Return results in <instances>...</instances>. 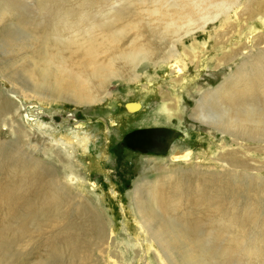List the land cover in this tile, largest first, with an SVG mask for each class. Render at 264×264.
I'll return each mask as SVG.
<instances>
[{
  "label": "rangeland",
  "instance_id": "1",
  "mask_svg": "<svg viewBox=\"0 0 264 264\" xmlns=\"http://www.w3.org/2000/svg\"><path fill=\"white\" fill-rule=\"evenodd\" d=\"M2 1L12 4L14 12L25 17L29 26L19 23L15 16H0V98H5L4 107L10 106L13 114V128H0V142L13 144L19 140L21 149L43 164V181L47 180L49 164L55 169L54 178L60 186L73 188L74 194H81L102 216L106 238L98 243L90 264H168L156 246L149 241L143 242L144 237L138 233L135 218L129 212L133 187L137 183L154 181L158 175L171 174L178 179L184 173L222 172L221 149L231 150L232 144L228 137L193 120L192 110L200 95L222 85L243 57L264 49V21L259 22L260 28L250 35L252 24L243 15L244 1L241 0L238 13L227 15L229 20L221 14L216 22L208 23L203 32H196L195 22L191 28L196 29L193 34L175 43L176 35L169 34L162 39L166 20L162 14L166 9L173 14L176 9L164 7L162 10L156 4L148 5V10L137 11L138 29L122 40L120 49L101 57L104 63L111 60L115 63L122 71L123 80L107 82L98 96L101 102L75 106L72 102L53 101L46 94L37 95L28 87L38 84L42 71L46 70L38 66L40 58L30 49L32 46L34 50L39 48L31 40V33L34 23L43 20L36 0H0V13ZM69 2L78 4L79 0ZM207 12L213 11L207 9ZM261 17L264 18V12ZM248 37L251 43L245 47ZM220 39L224 44L219 47L224 45L228 49L223 52L226 55L233 50L248 52L238 55L235 63L220 66L218 61L223 59V53L215 46ZM132 43L149 49L152 54L150 61L137 67L134 73L120 60V52L129 50ZM172 43L175 58L165 62L168 53H172ZM130 104H139L140 111L129 113L127 106ZM151 129L176 134L164 154L141 153L123 145L127 135ZM76 138L79 141L76 142ZM243 146V152L237 157L245 166L264 165V149H253L246 143ZM175 152L190 156L173 163L170 155ZM227 157L234 156L227 154ZM70 174L74 177L69 180ZM77 178L87 183L82 184ZM254 179L257 181L251 189L219 197L217 203L226 215L224 219H235L242 235L231 238L227 234L229 238L204 240L209 256L207 259L206 255L201 264H216L217 254L222 257L223 264H264V170ZM16 182L12 172L0 166V232L9 213L1 194L11 190L8 187ZM44 186L40 183L31 188L23 203L29 199L35 204L45 197ZM199 189V192L189 190L183 194L180 213L200 223L204 222L200 213L204 210L216 212V207L206 203L204 189ZM76 202L81 203L82 199L79 197ZM37 228L40 230L33 229L30 238L12 250L0 239V248L4 247L8 257L5 263L47 264L51 256L59 254L56 250L60 241L47 223ZM211 228L206 225L204 230ZM237 247L240 248L236 252ZM229 252L238 255L232 256ZM62 257L69 261L67 256Z\"/></svg>",
  "mask_w": 264,
  "mask_h": 264
},
{
  "label": "bare ground",
  "instance_id": "2",
  "mask_svg": "<svg viewBox=\"0 0 264 264\" xmlns=\"http://www.w3.org/2000/svg\"><path fill=\"white\" fill-rule=\"evenodd\" d=\"M69 1L36 0L43 20L34 23L31 33V40L39 48L34 50L32 46L30 49L33 55L40 58L38 66L46 70L42 71L38 84H29L28 87L31 92L46 94L53 101L86 106L101 102L98 96L107 82L123 80L122 71L116 68L115 63L112 60L104 63L101 57L112 51L116 53L122 40L138 29V10H148V5L155 4L157 8L162 7V10L164 7L175 8L176 12L173 14H169V9L162 14L166 19L163 22L165 33L162 39L165 40L169 34L176 35L175 43H178L187 35L193 34L196 29L191 28L195 22L196 32H203L206 25L216 22L221 14L227 20L230 19L227 16L229 12L235 16L241 0H79L78 4ZM243 1V15L252 24L251 35L260 28L259 22L264 21L261 17L264 0ZM2 4L0 16H15L19 23L29 26L25 17L14 12L12 4L8 1ZM97 6L103 11H99ZM207 9L213 12L208 13ZM250 43L251 39L248 37L245 47ZM221 44H224L222 39L216 41L215 46L222 53L226 52L227 47H219ZM173 45L174 43L170 49L172 53H168L170 55L165 62H172L175 58ZM247 52L244 49V52L233 50L230 55L223 53V59L218 62L221 63L220 66L235 63L238 55H245ZM120 55V60L134 73L137 67L150 61L152 54L149 49L136 47L132 43L130 49L120 52ZM4 99L0 98V128L10 127L11 130L12 109L10 106L4 107ZM140 109L139 104L127 106L129 113ZM192 113L193 120L229 138L231 150L221 149L222 172L184 173L178 179L171 174L158 175L154 181L135 184L131 193L129 212L135 218L138 233L144 237L142 241L153 243L168 264H201L206 255L207 259L209 256L204 240L229 236L236 238L242 235L235 219H224L226 215L219 209L217 202L223 194L227 196L243 189H251L257 181L254 177L264 170V165L247 167L237 157L238 153L243 152L244 143L250 144L253 149H264V49L258 50L253 56L243 57L240 65L235 67L232 75L222 85L201 94ZM18 142L19 140L13 144L0 142V166L8 168L17 179L11 188L8 187L11 190L1 194L9 213L0 232V239L12 250L29 239L33 229L39 231L37 227L46 222L55 233V238L60 241V247L56 250L59 254L51 256L47 264H90L98 243L106 238L102 216L81 194H74L73 188L60 186L54 178L56 171L49 164L47 180L43 181V164L31 158ZM227 154L234 157L229 159ZM189 156L178 152L170 155L173 163L187 160ZM73 177L70 174L69 180ZM77 181L87 183L84 179L77 178ZM40 183L45 184L47 195L38 199L35 204L29 202V199L26 204L23 203L24 196ZM199 188L204 189L202 194L206 203L209 206L215 204L216 207V212L202 211L200 217L204 222L200 223L187 219L188 214L180 213L183 194L189 190L199 192ZM79 197L82 199L81 203L76 202ZM206 225L212 228L204 230ZM227 234L230 235L225 236ZM239 248H235V251ZM4 250V247L0 248V264L8 260ZM62 256H67L69 261H65ZM216 256V264H223L222 257L219 254Z\"/></svg>",
  "mask_w": 264,
  "mask_h": 264
},
{
  "label": "water",
  "instance_id": "3",
  "mask_svg": "<svg viewBox=\"0 0 264 264\" xmlns=\"http://www.w3.org/2000/svg\"><path fill=\"white\" fill-rule=\"evenodd\" d=\"M175 136L174 132L164 129L135 131L124 138L123 145L141 153L156 152L157 154H164L170 145L169 142Z\"/></svg>",
  "mask_w": 264,
  "mask_h": 264
},
{
  "label": "flooded vegetation",
  "instance_id": "4",
  "mask_svg": "<svg viewBox=\"0 0 264 264\" xmlns=\"http://www.w3.org/2000/svg\"><path fill=\"white\" fill-rule=\"evenodd\" d=\"M143 145L147 146L148 144H143Z\"/></svg>",
  "mask_w": 264,
  "mask_h": 264
}]
</instances>
